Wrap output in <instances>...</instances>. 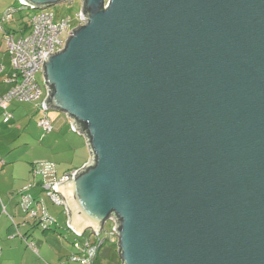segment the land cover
Returning <instances> with one entry per match:
<instances>
[{
	"label": "water",
	"instance_id": "95a60500",
	"mask_svg": "<svg viewBox=\"0 0 264 264\" xmlns=\"http://www.w3.org/2000/svg\"><path fill=\"white\" fill-rule=\"evenodd\" d=\"M81 2L43 63L90 154L56 189L68 229L112 219L121 264H264V0Z\"/></svg>",
	"mask_w": 264,
	"mask_h": 264
},
{
	"label": "crops",
	"instance_id": "0c3cea01",
	"mask_svg": "<svg viewBox=\"0 0 264 264\" xmlns=\"http://www.w3.org/2000/svg\"><path fill=\"white\" fill-rule=\"evenodd\" d=\"M9 3L7 0H0V17ZM3 28V31H0V94L7 88L5 78L12 69L11 57L4 41L5 33L10 32L15 38L17 33L19 37L22 32L20 23L15 19L4 24ZM8 110L11 118L3 122L0 109V264H37L38 262L44 264L41 261H35L29 249L24 251L23 242L28 240L31 234L30 229L36 222L22 209L21 212L17 209L18 192L29 189L31 195L44 204L50 215L37 181L38 176L32 173V165L40 161H51L55 164L56 175L60 177L66 171L84 165L89 160L90 154L84 136L71 129L69 119L64 113L56 111L58 114H48L53 131L45 132L36 123V111L32 103L13 102ZM30 128L33 129L30 130ZM57 165L60 166L59 169H62L61 174L57 171ZM8 208L15 215L17 222L7 211ZM3 214L9 217V220L7 219L9 222L1 219ZM10 218L14 222L12 227H10L13 224ZM14 230L17 231V235H14ZM16 237L19 238L15 239ZM34 240L40 246V250L33 249L36 254L39 253L45 261H53L54 253L62 263L66 257V250L45 246L46 244L39 240L37 235ZM29 247H31L30 244ZM28 255L30 261L26 259ZM98 255L99 251L96 258H99Z\"/></svg>",
	"mask_w": 264,
	"mask_h": 264
},
{
	"label": "built area",
	"instance_id": "2783aa9c",
	"mask_svg": "<svg viewBox=\"0 0 264 264\" xmlns=\"http://www.w3.org/2000/svg\"><path fill=\"white\" fill-rule=\"evenodd\" d=\"M24 9L33 11L27 19L28 29L22 30L21 35L17 39H14L13 35L10 33L5 34L4 37L7 51L11 57L12 69L5 78L7 88L0 94V109L2 110L3 121L7 122L11 118V114L7 109L12 102H34L42 114L37 121V125L45 132H51L53 130V125L46 115L47 110H45L43 104L47 96V90L44 83L43 86L39 84L36 75L40 73L43 79L44 57L47 53L52 54L61 50L65 40L71 34V31L79 24L83 23L81 19L82 2L80 0V8L74 16L76 23L73 25L70 16L55 21L53 12L47 10V8L32 9L22 0H17V5L9 6L3 11L0 17V31H3L4 24L12 19L16 11H22ZM63 36H65V38H63ZM69 123L73 130L70 118ZM32 173L34 176L40 178V187L50 200L54 204L64 207L67 227L68 219L65 203L63 198L56 191L57 186L65 181L67 176L63 174L58 177L55 171V164L51 161L34 163L32 165ZM23 190L26 192L19 193V205L22 211L28 217L34 219L43 229L55 223V218L48 214L44 204L28 193L27 188ZM10 220L12 221V218H10ZM102 232H106V238L108 237L110 241L117 242L115 223L112 219L106 222ZM101 233L92 241L88 236L83 243L75 240L74 245L80 250L79 254H72L70 256V261L76 262L77 264H92L98 248L103 242L100 238ZM30 246L32 249L36 250L33 244H30Z\"/></svg>",
	"mask_w": 264,
	"mask_h": 264
},
{
	"label": "rangeland",
	"instance_id": "374dc122",
	"mask_svg": "<svg viewBox=\"0 0 264 264\" xmlns=\"http://www.w3.org/2000/svg\"><path fill=\"white\" fill-rule=\"evenodd\" d=\"M7 2H10L8 5L9 6H15L17 5V0H7ZM80 8V0H73L72 2H61L55 5H52L50 7H47V10H50L54 14V20L59 21L62 18H65L66 16H70L72 18L73 25L76 23L74 16L78 12ZM33 11L30 10H22L20 12L15 13L14 19L17 20L19 23L21 21H26L28 19V16L32 14ZM18 33L15 35L14 39H17ZM65 38V36H63ZM37 80L40 85L43 86V79L41 77L40 73H37ZM47 114L52 115V114H58L56 111H48ZM33 128H30L32 130ZM24 138V137H23ZM26 139V137H25ZM24 139V140H25ZM21 142V141H18ZM60 166L57 165V171L59 174L62 173V169H59ZM67 172V171H66ZM65 173V172H64ZM40 178L37 177V181H39ZM42 192V196L46 202L47 208L50 211L52 217H54L57 220L58 227H55L54 225L50 230H42L41 227L38 226L36 223L30 230L31 234L28 236V240L24 241V251L29 249L35 257V261H41L44 264H76L71 261H68L69 255H71L72 252H76L77 248L74 246L73 242L74 239H78L80 242L83 240L82 237H77L70 229L66 227V214L64 212V207L59 206L54 204L50 198L46 195L45 192ZM18 210L21 212V208L19 205ZM9 214L14 216L15 222H17V219L15 218V215L9 211V208L7 209ZM5 221L9 220V217L5 214H3L2 218ZM8 219V220H7ZM9 222V221H8ZM108 225V223H107ZM14 226L12 224L10 227ZM15 231L14 235H17V231ZM35 234V235H34ZM36 235L39 236V240L44 242L46 245L49 246V248H60L61 250H66L65 258L63 259L62 263L59 257H56L55 254L53 253V258H55L53 261H45L43 257L38 253L33 251L31 247H29V244H33L38 250H40L39 243L35 241L34 239L36 238ZM88 235V232L85 234V237ZM106 232L101 233V238L106 237ZM92 239L95 240L97 237L94 235H91ZM19 237H16L15 239H18ZM27 254V253H26ZM30 256L28 255L26 257L27 261H30L29 258ZM99 258H96L94 260L93 264H121V260L117 251V246L116 243H113L109 240H106L105 243L99 248ZM39 264V262L37 263Z\"/></svg>",
	"mask_w": 264,
	"mask_h": 264
},
{
	"label": "trees",
	"instance_id": "16d2710c",
	"mask_svg": "<svg viewBox=\"0 0 264 264\" xmlns=\"http://www.w3.org/2000/svg\"><path fill=\"white\" fill-rule=\"evenodd\" d=\"M9 7V6H8ZM8 7H6L4 10H6ZM17 12H20V11H16L15 13H17ZM3 13V12H2ZM15 13L13 14V17H12V19L10 20V21H8V22H6V23H9V22H11V21H13L14 20V15H15ZM5 23V24H6ZM20 25H21V31L22 30H27L28 29V25H27V20L26 21H21L20 22ZM4 27V26H3ZM10 32H6L5 34H9ZM11 34V33H10ZM13 103V102H12ZM18 103H24V102H18ZM29 103H32L34 106H35V111H36V123H37V121H38V119L41 117V112H40V110L38 109V107H37V105L34 103V102H29ZM7 111L9 112V110L7 109ZM47 112L48 111H46V115H47V117H48V114H47ZM10 113V112H9ZM11 114V113H10ZM48 119H49V117H48ZM69 119V118H68ZM50 120V119H49ZM2 121H3V114H2ZM51 121V120H50ZM4 122V121H3ZM53 131V130H52ZM39 186H40V180H39ZM43 191V190H42ZM20 192H26V191H24V190H20L19 192H18V197H19V193ZM27 192L28 193H30L29 192V189L27 190ZM31 194V193H30ZM56 220V219H55ZM12 223L14 224V222H13V219H12ZM54 225H56L55 227H58V223H57V220H56V222L55 223H53V224H51L48 228H46V229H43L42 228V230H44V231H46V230H48V229H51ZM39 226V225H38ZM40 227V226H39ZM108 228H109V226H108ZM87 233V232H86ZM85 233V234H86ZM85 234L82 236V241L80 242L77 238L76 239H74V242H73V244H75V240L77 241V242H80V243H83L84 242V240H85V238L88 236L89 237V239L92 241L93 239L91 238L92 236L91 235H87L86 237H85ZM100 238H101V236H100ZM102 240H103V242H102V244L99 246V248L105 243V241L106 240H109V238L107 237H105V238H101ZM110 241V240H109ZM111 242H113V243H115V241H111ZM75 246V245H74ZM117 246V245H116ZM76 248H77V250H76V252H73L74 254H79V248L77 247V246H75ZM99 248H98V251H99ZM98 251H97V253H96V255H95V257H94V259H93V262H92V264L94 263V260L96 259V257H97V254H98ZM0 252H1V247H0ZM72 255V254H71ZM71 255H69V257H68V261H70V256Z\"/></svg>",
	"mask_w": 264,
	"mask_h": 264
}]
</instances>
